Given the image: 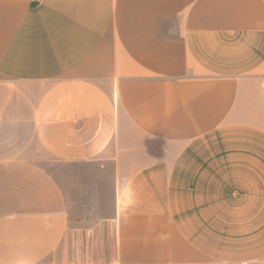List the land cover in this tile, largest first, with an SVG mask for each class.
Wrapping results in <instances>:
<instances>
[{"label":"crops","instance_id":"crops-1","mask_svg":"<svg viewBox=\"0 0 264 264\" xmlns=\"http://www.w3.org/2000/svg\"><path fill=\"white\" fill-rule=\"evenodd\" d=\"M99 235L264 262V0H0V264Z\"/></svg>","mask_w":264,"mask_h":264},{"label":"rangeland","instance_id":"rangeland-1","mask_svg":"<svg viewBox=\"0 0 264 264\" xmlns=\"http://www.w3.org/2000/svg\"><path fill=\"white\" fill-rule=\"evenodd\" d=\"M59 166H53V170L57 169ZM85 242L89 239V235H85ZM84 245H79L78 249L74 252V259L81 264H109L107 259L108 248L106 250L105 242H103L102 236H97L95 238V243L92 249H88L87 243ZM86 248H85V247Z\"/></svg>","mask_w":264,"mask_h":264},{"label":"built area","instance_id":"built-area-1","mask_svg":"<svg viewBox=\"0 0 264 264\" xmlns=\"http://www.w3.org/2000/svg\"><path fill=\"white\" fill-rule=\"evenodd\" d=\"M256 264H264V262H262V263H256Z\"/></svg>","mask_w":264,"mask_h":264}]
</instances>
